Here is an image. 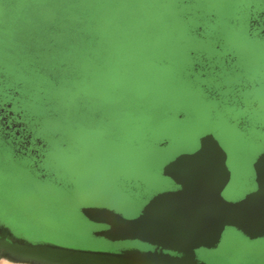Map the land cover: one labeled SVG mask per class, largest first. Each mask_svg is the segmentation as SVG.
<instances>
[{
	"label": "rangeland",
	"instance_id": "rangeland-1",
	"mask_svg": "<svg viewBox=\"0 0 264 264\" xmlns=\"http://www.w3.org/2000/svg\"><path fill=\"white\" fill-rule=\"evenodd\" d=\"M81 4L84 43L78 44L72 0H0V90L18 94L15 109L41 115L46 132L56 131L67 142L64 149L50 151L47 162L74 181L68 195L38 184L0 150L2 222L59 231L42 241L65 247L113 253L135 247V240L93 235L97 225L72 207L98 203L131 216L123 185L146 198L166 190L162 167L193 151V141L206 133L217 141L230 174L220 197L236 201L252 191V164L264 150V40L243 39L241 29L228 24L244 1ZM210 14L215 30L204 27L205 36L213 44L222 41L221 53L208 40L185 33L186 26L197 27ZM190 51L206 58L229 52L237 60L226 69L219 66L216 77H200L190 70ZM256 73L259 85L253 84ZM241 83L250 85L243 95L234 90ZM203 85L217 90L218 99L207 96ZM238 100L246 109L235 112ZM10 256L0 243V264ZM199 256L209 264H264V237L250 240L225 227L217 246Z\"/></svg>",
	"mask_w": 264,
	"mask_h": 264
},
{
	"label": "water",
	"instance_id": "water-1",
	"mask_svg": "<svg viewBox=\"0 0 264 264\" xmlns=\"http://www.w3.org/2000/svg\"><path fill=\"white\" fill-rule=\"evenodd\" d=\"M261 32L264 35V27ZM252 168L255 182L252 191L236 201L220 197L230 174L217 141L206 133L199 138L195 150L178 154L162 167V175L178 187L153 195L136 216L125 218L105 207H81L88 220L107 225L92 231L93 235L109 241L135 240L152 246L153 250L113 253L20 241L35 249L104 263L206 264L196 260L195 251L215 248L225 227L250 240L264 237V150ZM0 242L5 245V239Z\"/></svg>",
	"mask_w": 264,
	"mask_h": 264
},
{
	"label": "flooded vegetation",
	"instance_id": "flooded-vegetation-1",
	"mask_svg": "<svg viewBox=\"0 0 264 264\" xmlns=\"http://www.w3.org/2000/svg\"><path fill=\"white\" fill-rule=\"evenodd\" d=\"M244 1L243 5H239L237 10L238 17L231 19L228 21V24L232 27L240 28L241 34L240 37L243 39H248L251 42L261 43V39L264 40V35L261 30L264 27V0H242ZM193 15L197 14L196 12L192 13ZM198 19L200 18L199 14ZM235 15V16H237ZM186 15L185 18H187ZM214 15L210 14L206 17V20H200L199 25L197 27L191 28L190 26H186L185 33L189 34L193 38L198 41L208 40L210 44H212V49L214 51H219L221 53L219 44L222 42L220 40L216 41L214 44L212 40L205 36L208 33V29L210 31H214ZM187 19H185L186 21ZM204 27H207L204 29ZM233 46V45H232ZM235 47V46H233ZM190 55L192 56V62L190 63L191 72H195L200 77H204L206 74H212L216 77L219 66L223 69H226L230 65H232L236 60V55H233L229 52H224L222 55H214L208 56L196 54L190 51ZM218 59V60H216ZM257 72H261L259 69ZM257 80L254 85H259L261 83V75L257 74ZM67 80V79H66ZM70 79H68L69 81ZM72 81V80H71ZM204 86V85H203ZM205 88V89H204ZM203 92L210 97H215L218 99L219 94L216 90L213 93L212 89L207 90L206 86H204ZM235 92L238 94L239 92L243 95L245 92L250 90L249 84H238L234 87ZM246 94V93H245ZM245 96V95H244ZM233 97V95H227L228 101ZM18 94H13L9 91L0 90V150L1 153H4L5 158L9 160L11 163H18L19 166L23 169L25 174L32 179H34L38 184H45L50 186L51 188L61 192L62 194H67L74 189V181L70 179L64 173L59 172L54 166V162H47V155L50 151L55 150L56 148L64 149L67 146V142L61 140L59 133L56 131L46 132L45 127H42L41 115L37 113L34 115H24L23 111L19 108L15 109L14 105H19ZM239 99V98H238ZM235 112H238L240 109H246L244 102L242 100L236 101V106L234 107ZM250 107H247V112H249ZM259 110L255 107L252 109L253 113H257ZM241 111V110H240ZM56 111H50L51 117H56ZM242 120L244 117L242 116ZM31 123V124H30ZM236 128L243 129L244 125L240 123L234 124ZM45 130V131H44ZM198 140L195 142L194 148L198 147ZM194 149V150H195ZM192 152V151H191ZM161 175V174H160ZM163 180L166 182L165 188L166 190L176 189L178 186L173 184V182L166 176H162ZM133 181H131L132 183ZM123 189L125 192V196L127 197L128 202H130L129 213L131 216H123L125 218H132L136 216L142 207L144 206L149 198L143 196V194L138 193L137 191H130L128 187L123 185ZM83 206H93V207H107L104 204L98 203H87L83 204ZM76 206L72 207L76 212H80L81 207ZM113 210V209H112ZM114 211V210H113ZM82 214V213H81ZM86 218V217H85ZM87 219V218H86ZM88 224H95L97 228H106L107 225L103 223H97L88 220ZM0 226L7 229V236L14 237L16 239H23L32 243H49L43 242L42 240L51 236V234L59 231H52L50 229H25V228H16L10 226L9 224L2 222L0 219ZM17 230V231H16ZM23 232V233H22ZM57 234V233H56ZM25 236V237H24ZM28 236V237H27ZM38 238V240H37ZM43 238V239H42ZM31 240V241H30ZM137 246L131 247L128 249H137L140 251L153 250L152 246L140 243L135 241ZM53 244V243H52ZM127 249L117 251H124ZM211 249H197L195 251V257L198 262H205L209 264L204 258L200 257V252L210 251ZM169 254H175L174 252L165 251Z\"/></svg>",
	"mask_w": 264,
	"mask_h": 264
},
{
	"label": "bare ground",
	"instance_id": "bare-ground-1",
	"mask_svg": "<svg viewBox=\"0 0 264 264\" xmlns=\"http://www.w3.org/2000/svg\"><path fill=\"white\" fill-rule=\"evenodd\" d=\"M3 239H5V245L7 246L6 250L9 251L14 256V257L10 256L9 259L5 261V264L6 263L7 264H39L40 262L37 261H43L46 263H57V264H117V263H104V262H100V260L97 259L95 260L84 259V258L76 257L75 255L69 256L66 254L63 255V254L48 252L41 249H35L31 246L23 245V243L20 241L23 239H16L14 237L9 238V236H7V229L0 226V241H2ZM30 259L37 261L35 262Z\"/></svg>",
	"mask_w": 264,
	"mask_h": 264
},
{
	"label": "trees",
	"instance_id": "trees-1",
	"mask_svg": "<svg viewBox=\"0 0 264 264\" xmlns=\"http://www.w3.org/2000/svg\"><path fill=\"white\" fill-rule=\"evenodd\" d=\"M72 14H73V40L78 44L84 43V23L83 19L85 16V8L82 6V0H72Z\"/></svg>",
	"mask_w": 264,
	"mask_h": 264
}]
</instances>
